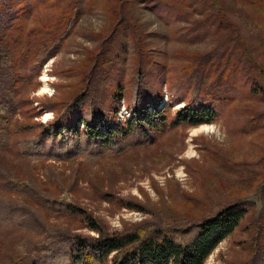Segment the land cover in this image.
<instances>
[{
  "label": "rangeland",
  "instance_id": "374dc122",
  "mask_svg": "<svg viewBox=\"0 0 264 264\" xmlns=\"http://www.w3.org/2000/svg\"><path fill=\"white\" fill-rule=\"evenodd\" d=\"M220 1L224 12L216 8L215 0H126L128 22L120 31L116 30L117 41L112 49L116 48L112 57H116L120 67L114 73H106V79L112 82L121 72L127 89L140 66L139 53L143 54L144 68L148 66L149 70L146 83L150 87L163 83L162 106L170 105L175 115L187 101L178 104L172 100L170 82L178 81L187 67L203 73L211 60L219 59L218 41L226 37V46L236 47L233 59H239L243 75L234 73L239 85L228 87L224 114L210 123L180 126L153 136L149 145L129 144L127 152L120 155L101 153L102 149L97 147V154L80 156L75 162H44L33 157L19 158L6 152L9 150L0 152V197L4 199L0 211L10 217L8 222L0 220V264H10L8 253L12 243L23 233L19 223L26 226L24 220L30 212L24 206H32L27 198L29 191L50 200L75 202L111 231H121L126 225L144 220L179 225L185 215L192 220L203 219L228 205L243 203L248 210L245 218L205 264H254L259 260L264 253V96L249 91L251 85L245 79L255 81L258 66L242 57V49L236 43L243 36L264 70V0ZM67 2L55 0L40 6L25 18L23 34L36 30L32 38L39 42L43 36L53 38L60 33L53 19L57 11L66 8ZM112 9L107 0H84L83 12L72 20L57 55L43 65L39 78L20 83L22 96H29L34 106L42 109L43 99L66 96L80 87L81 72L91 52L101 47L102 41L106 43L116 23ZM232 23L239 35L229 30ZM195 76L193 73L192 93L200 88ZM46 83L49 89L43 90ZM120 105V120L130 117L124 100ZM42 113L34 120L45 124L55 117L54 112L45 108ZM253 121L255 128L251 126ZM134 200L142 201L148 211L129 208L127 203ZM8 204H12L14 211L4 208ZM36 212L44 222V234L40 236L43 241L48 236V241H52L58 229L75 230L79 226L64 217Z\"/></svg>",
  "mask_w": 264,
  "mask_h": 264
},
{
  "label": "trees",
  "instance_id": "16d2710c",
  "mask_svg": "<svg viewBox=\"0 0 264 264\" xmlns=\"http://www.w3.org/2000/svg\"><path fill=\"white\" fill-rule=\"evenodd\" d=\"M67 1L66 8L57 11L53 19L60 33L53 38L43 36L36 42V30L23 34V22L40 6L55 0H0V152L9 150L6 152L19 158L33 157L44 162H75L80 156L97 154V147L102 149L101 153L117 152L120 155L127 152L129 144L149 145L153 136L159 137L180 126L188 128L210 123L219 114H224L228 87L239 85L234 73L238 71L243 75L239 59H233L236 47H227L226 37L218 41L219 59L211 60L203 73L197 68L195 73L187 67L178 81L170 82L172 100L178 104L187 101L175 115H172L170 105L164 103L162 106L163 83L151 87L146 83L149 70L148 66L146 70L144 68L146 57L143 54L139 53L140 66L133 84L129 83L127 89L121 72L112 82L107 81L106 73L110 70L114 73L115 68L120 67L116 57L115 60L112 57L117 41H114V34L128 22L126 0H107L113 8L116 23L111 27L106 43L102 41L101 47L91 52L86 68L81 72L82 85L66 96L40 101L41 108L54 112L55 117L45 124L34 120L43 115L42 109L34 106L29 96H22L19 85L40 77L43 65L57 55L72 20L82 14L84 0ZM215 1L218 2L216 8H222L224 12L222 2ZM228 28L239 35L233 23L232 28ZM238 40L236 46L242 49V57L258 66L259 76L253 78L255 81L244 78L251 85L249 91L264 96L263 66L243 36ZM193 73L200 88L192 93ZM122 100L131 116L120 120ZM254 122L252 128H255ZM136 136L139 137L134 141ZM27 198L32 206L25 204L24 208L30 215L24 220L26 226L19 223L18 228L23 233L16 243H12L8 253L10 264H205L248 213L245 204L234 203L203 219L192 220L185 215L179 225L144 220L126 225L121 231H111L75 202L50 200L33 191H29ZM3 202L0 197V208ZM127 206L144 213L148 211L140 200L129 201ZM4 208L14 211L12 204ZM37 210L46 216L76 221L79 226L75 230L87 231L58 229L52 241H48L49 236L43 241L40 236L44 234V222ZM0 215H3L2 211ZM9 218L4 216L0 220L8 222ZM254 264H264V253Z\"/></svg>",
  "mask_w": 264,
  "mask_h": 264
},
{
  "label": "bare ground",
  "instance_id": "6f19581e",
  "mask_svg": "<svg viewBox=\"0 0 264 264\" xmlns=\"http://www.w3.org/2000/svg\"><path fill=\"white\" fill-rule=\"evenodd\" d=\"M44 80H45V82L48 80L46 75H45ZM48 89H49V85L46 83V85L43 87V90H48Z\"/></svg>",
  "mask_w": 264,
  "mask_h": 264
}]
</instances>
